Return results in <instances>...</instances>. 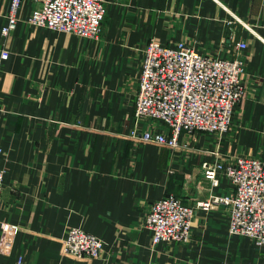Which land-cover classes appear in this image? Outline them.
Returning a JSON list of instances; mask_svg holds the SVG:
<instances>
[{"label": "crops", "instance_id": "crops-1", "mask_svg": "<svg viewBox=\"0 0 264 264\" xmlns=\"http://www.w3.org/2000/svg\"><path fill=\"white\" fill-rule=\"evenodd\" d=\"M8 5L0 0V29ZM32 6L0 34V264H264V244L228 233L222 203L195 209L186 243L152 245L142 227L164 195L193 205L230 192L222 173L209 187L203 162L264 161V0H108L96 39L31 24ZM150 39L243 58L227 132L182 133L173 149L130 136ZM67 226L98 236L102 255L63 252Z\"/></svg>", "mask_w": 264, "mask_h": 264}, {"label": "built area", "instance_id": "built-area-1", "mask_svg": "<svg viewBox=\"0 0 264 264\" xmlns=\"http://www.w3.org/2000/svg\"><path fill=\"white\" fill-rule=\"evenodd\" d=\"M28 1L33 4L27 21L31 24L85 39H96L101 30L108 0H9L2 36L16 28L17 12ZM240 49L243 41L237 42ZM134 125L130 136L169 148L179 146L182 133L205 132L223 135L229 129L235 108L244 95L241 56L218 57L196 51L183 41L164 45L150 39L142 49ZM8 57L1 50L0 58ZM153 121L147 125L145 121ZM157 123L168 129L164 133ZM2 150L0 148V154ZM209 187L218 185L222 173L231 187L226 194L184 205L168 194L150 203L142 227L150 232L151 244L188 242L196 208L222 203L229 208L227 231L249 238L255 246L264 244V161L248 156L223 163L203 162ZM4 170L0 168V190ZM63 252L77 258H98L102 240L77 226H67ZM17 264L23 263L21 256Z\"/></svg>", "mask_w": 264, "mask_h": 264}, {"label": "rangeland", "instance_id": "rangeland-1", "mask_svg": "<svg viewBox=\"0 0 264 264\" xmlns=\"http://www.w3.org/2000/svg\"><path fill=\"white\" fill-rule=\"evenodd\" d=\"M215 134V133H214ZM216 136H218L217 134H215Z\"/></svg>", "mask_w": 264, "mask_h": 264}]
</instances>
